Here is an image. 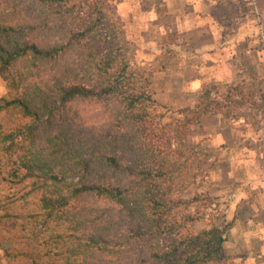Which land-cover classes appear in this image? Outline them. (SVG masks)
Masks as SVG:
<instances>
[{
    "label": "trees",
    "instance_id": "16d2710c",
    "mask_svg": "<svg viewBox=\"0 0 264 264\" xmlns=\"http://www.w3.org/2000/svg\"><path fill=\"white\" fill-rule=\"evenodd\" d=\"M123 34L109 0H0V187L15 189L0 194V264L116 263L130 241L148 264L225 260L222 228L175 212L198 178L185 141L221 103L205 89L194 108L163 107ZM77 104L103 126L85 128Z\"/></svg>",
    "mask_w": 264,
    "mask_h": 264
},
{
    "label": "crops",
    "instance_id": "0c3cea01",
    "mask_svg": "<svg viewBox=\"0 0 264 264\" xmlns=\"http://www.w3.org/2000/svg\"><path fill=\"white\" fill-rule=\"evenodd\" d=\"M253 1L258 22L245 14L235 17L240 12L236 3L248 5L249 0H151L170 17L166 28L185 42L177 47L175 65L155 74V98L162 106L194 108L208 83L221 88L251 81L258 105L264 101V0ZM253 118L258 123L255 136L250 115L226 119L218 113L204 116L193 137L216 151L214 158L210 156L216 160L211 189L246 186L227 216L231 224L224 252L234 264H264V154L246 146L264 142V119L254 114Z\"/></svg>",
    "mask_w": 264,
    "mask_h": 264
},
{
    "label": "rangeland",
    "instance_id": "374dc122",
    "mask_svg": "<svg viewBox=\"0 0 264 264\" xmlns=\"http://www.w3.org/2000/svg\"><path fill=\"white\" fill-rule=\"evenodd\" d=\"M109 1L112 10L116 14V18L123 27L124 34L122 46L131 64L141 70L151 72L154 77L158 71L164 70L167 67H173L176 61L179 60L178 54H180V50H178L177 47L184 45L185 42L176 31L166 28L171 22L170 17L165 16L166 12L164 7L160 4L155 5L151 0ZM124 1L131 3V8H127L126 2ZM142 5L143 7H141ZM256 8V4L253 0H249L248 5L236 3V10L240 12H235V17H240L242 14H245V16L250 17L252 21L256 20L258 22L259 14ZM155 16L158 18L155 19L156 21H154ZM205 89L213 90L212 97L221 103V113L224 114L226 119L234 117L239 118L246 114L250 115V117H252V119H250L252 124L250 132L252 136L257 134L258 123L253 118V114L254 117L261 116V118L263 117L264 119V101L258 105V96L253 82L249 81L247 83H239L235 86L221 88H215L213 83H208L203 87V90ZM8 94L7 81L4 77H0V98L8 97ZM192 100H194V97ZM248 106L253 110L249 112ZM163 107H166L171 112L185 109L183 107ZM71 109H73L72 115L76 116L80 114L84 127L91 130L95 128L99 130L106 120L101 109L95 105L77 104ZM175 116H177L176 113ZM7 120V116L0 115V122H6ZM197 132L198 127L196 125L192 127L185 143L190 150L191 164L198 174V178L195 183L189 186L185 193L178 196L186 200L188 204L179 205L178 208H175V212L179 214L182 222L187 223L188 228L193 226L196 231H201L215 224L222 228L226 234L231 224L227 220L229 212H227V210L233 206V204L231 205L229 203V198L235 193L239 194L237 199L241 198L245 193L246 186L234 187L223 191L211 189V182L214 180L212 171L216 162L213 158L215 157L216 151H212L208 143L197 142L196 139L193 138L196 136ZM246 146L264 154V142H247ZM210 156H213V158H210ZM14 190L15 189L1 186L0 194H10L14 192ZM22 195L23 192L19 193L17 196L21 197ZM101 206H105V204L101 203ZM29 208L30 206L28 209ZM110 213H113L112 215L118 220L123 217V215L117 211ZM187 216H193L197 221L194 223L185 221ZM125 230V228H119L118 232L123 233ZM10 244L11 242L9 241L8 245ZM124 248L127 250L126 256L121 261L109 264H148L144 261L147 258V254L143 243L130 241ZM224 255L225 260L222 264H234L231 257L225 252ZM240 262L235 264H243ZM5 264H8V262L5 261Z\"/></svg>",
    "mask_w": 264,
    "mask_h": 264
},
{
    "label": "built area",
    "instance_id": "2783aa9c",
    "mask_svg": "<svg viewBox=\"0 0 264 264\" xmlns=\"http://www.w3.org/2000/svg\"><path fill=\"white\" fill-rule=\"evenodd\" d=\"M239 196V194H237V193H235V194H233L232 196H230V198H229V203L232 205V204H235L236 203V199H237V197ZM229 210H227V212H228Z\"/></svg>",
    "mask_w": 264,
    "mask_h": 264
}]
</instances>
